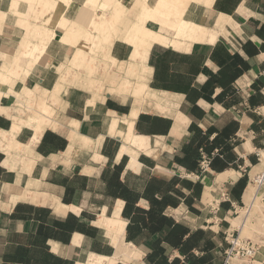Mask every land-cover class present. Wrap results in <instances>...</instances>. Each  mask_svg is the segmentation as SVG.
<instances>
[{
	"label": "crops",
	"instance_id": "obj_1",
	"mask_svg": "<svg viewBox=\"0 0 264 264\" xmlns=\"http://www.w3.org/2000/svg\"><path fill=\"white\" fill-rule=\"evenodd\" d=\"M86 1L0 0V264H224L264 147V0L190 2L216 37L177 48L151 22L130 43L134 12L92 31Z\"/></svg>",
	"mask_w": 264,
	"mask_h": 264
},
{
	"label": "rangeland",
	"instance_id": "obj_2",
	"mask_svg": "<svg viewBox=\"0 0 264 264\" xmlns=\"http://www.w3.org/2000/svg\"><path fill=\"white\" fill-rule=\"evenodd\" d=\"M113 2L111 3L110 0V2H104V4L101 5L97 2V7H99V9L103 11L102 16H107L106 11H110L109 15L113 14L114 10L119 8V6L117 7L118 3L120 6H124L120 0H118V2H115L114 4ZM189 3L190 0H156L155 6L156 8H158L157 14L159 16L165 15V17H169L171 19H167V21L169 22H167L168 27L169 24H172V26L170 27L174 29L177 21L180 20ZM142 5L143 2L141 0H134V4H132V6H130L128 9L124 6L125 8L123 16L127 14V12H134L136 15L132 22L135 21L136 17V22H138V20L141 19L140 9ZM123 16L120 21H122V19L126 15L124 17ZM132 22L128 23L127 26H129ZM148 22L159 25V22H157L155 19H148L144 23L145 27H147L146 24ZM195 26L199 27L202 25L196 24ZM206 30L209 31L208 29ZM196 40L201 39L199 37H196ZM256 154L258 165L250 175V182L249 186L247 187L251 191V194L249 193L250 195L247 196V194L245 193L243 203L235 207L232 215L229 216L230 225L219 227V239L221 244L220 249L225 250V253L223 254L224 264H227V262H229V264H264V177L261 178L259 182L255 180L260 174H264V147L261 150L257 151ZM254 193L256 194L255 198L252 197ZM224 230L225 232L223 233ZM232 237L238 238L242 242L250 243V245L255 250L254 257L248 260H242L232 256V258L228 260L226 251L229 248V242Z\"/></svg>",
	"mask_w": 264,
	"mask_h": 264
},
{
	"label": "bare ground",
	"instance_id": "obj_3",
	"mask_svg": "<svg viewBox=\"0 0 264 264\" xmlns=\"http://www.w3.org/2000/svg\"><path fill=\"white\" fill-rule=\"evenodd\" d=\"M61 1L66 2V3L68 2V0H61ZM113 1L114 2H118V0H113ZM141 1L143 2V5L141 6V9H140V12H141L140 18L141 19L138 20V22L133 23L132 26L130 24L129 26L126 27V29H127L128 27L131 26V31L132 32H131L130 36L128 37L130 43H134L138 37L147 38L148 41L149 40L150 41L154 40L155 33L149 31L145 27L144 23L146 22V20L155 19L157 22H159V26H161V27H164V26L166 27V26H168V23H169L167 21V18H163V17H161V16H159L157 14V9L158 8H156V6H155L156 0H141ZM97 2H98V0H87L86 1L87 4H91V5H94V6H97ZM190 2H193V3H196V4H200L204 8L209 9L211 4H212V2H213V0H190ZM132 4H134V0H131V3L129 4V7L132 6ZM118 6H119V8L115 9L113 14H110V15H107V16H100V17L95 15L94 18H91V20L88 21L86 27H90V29L92 31L97 30L99 28V26H103L105 28L107 27V28H109L111 30L115 29L116 26L121 23L120 20H121V18L123 16L124 8H125L124 6H120L119 3L117 5V7ZM129 7H127V8H129ZM79 13H80V11H79ZM184 13L182 14L180 20L177 21V24L174 27V31H175L174 32V41L172 42V45L174 47L177 48V47L180 46L179 40H181V42H183V45H181V46H184L186 41H189V42L190 41H195L196 37L202 38L206 34H208L210 36V39H209L210 42H213L215 40L216 35L213 32L207 31L204 26L196 27L195 25L197 23L183 18ZM84 18H85V13L80 14V18L78 20H76V22L81 24V26H84L83 25L84 24ZM169 26H172V24H169ZM83 34H84L83 29L79 30L78 32H76L75 35H71V36L70 35H66L64 38L62 37L63 38L62 42L76 44L81 39ZM135 50L137 52H139V50H137V49H135ZM255 180L257 182H259V177H257ZM250 192L251 191L247 188V190H246L247 196H249L251 194ZM252 197L255 198L256 194L254 193L252 195Z\"/></svg>",
	"mask_w": 264,
	"mask_h": 264
},
{
	"label": "built area",
	"instance_id": "obj_4",
	"mask_svg": "<svg viewBox=\"0 0 264 264\" xmlns=\"http://www.w3.org/2000/svg\"><path fill=\"white\" fill-rule=\"evenodd\" d=\"M210 165V157L201 154L200 159L198 161L199 170L201 173L207 171ZM259 180L264 177V174H260ZM227 259H231L233 257H237L242 260H248L254 257L255 250L250 245V243L242 242L238 238H233L229 242V248L226 251Z\"/></svg>",
	"mask_w": 264,
	"mask_h": 264
}]
</instances>
